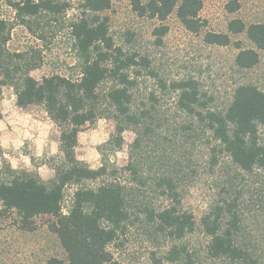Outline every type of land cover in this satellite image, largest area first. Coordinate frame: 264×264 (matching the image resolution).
Wrapping results in <instances>:
<instances>
[{"label":"rangeland","instance_id":"1","mask_svg":"<svg viewBox=\"0 0 264 264\" xmlns=\"http://www.w3.org/2000/svg\"><path fill=\"white\" fill-rule=\"evenodd\" d=\"M11 1L0 0V18L10 27L9 50H28V57L36 62L30 70L36 79L50 74H60L72 79L79 76L75 39L72 24L82 16L88 20L95 15L84 9V0H55L62 8L54 12L40 11L17 17L10 6ZM180 1V0H178ZM199 17L203 26L199 32L188 31L172 11L164 20L137 15L128 0H111L107 9L96 12L106 19L107 33L112 46L121 49L124 55H133L139 64L131 69L137 83L133 88L134 105L151 107L160 121L151 136L143 137L133 158L143 162L142 170L150 176L160 168L177 173L176 185L182 207L191 211L196 220L214 205L236 198L235 210L241 220L238 240L246 244L256 264H264V178L261 170L243 172L238 169L219 146L212 164L211 147L215 145L207 131L198 124L192 130H182L181 125L192 121L176 106L177 92L172 82L193 78L198 86L201 101L206 107L223 111L229 104L237 84L251 83L264 92V49H257L244 32L227 30L230 20L237 18L244 23L264 22V0H201ZM157 28H164L158 35ZM227 33L230 43L210 44L203 41L205 32ZM240 48H253L258 53V62L244 69L235 62ZM141 58L146 63H142ZM108 86L102 83L100 90ZM16 82L0 88V116L13 113L22 119L16 123L27 130L30 124L37 125L38 136L35 148L28 139L23 140L22 156L28 157L24 164L21 157L15 159L17 169L36 172L42 179L53 177L58 151L59 130L49 119L42 105L25 108L16 105ZM4 108L7 111H3ZM92 122L83 125L77 134L76 157L91 168L102 162L121 167L129 160V145L136 134L132 128L122 133L119 146L113 145L114 121L108 117L109 107L102 105ZM258 140L264 144V127L258 128ZM47 147V148H46ZM47 149V151H45ZM39 152V155L36 153ZM2 160L0 161L1 167ZM142 172V171H141ZM98 180H84L79 184H67L63 190L61 205L67 213L74 190L78 187L94 188ZM149 204L163 202L158 191H144ZM26 224L20 222L14 212L0 217V264H46L51 256L65 257L55 233L48 229V216L38 215ZM150 226V225H149ZM209 238L200 227L186 235L181 244L192 253L191 264H241L227 258H211L205 247ZM168 240L153 232L141 221L130 225L110 246L121 264H187L182 261L168 262L164 259ZM244 264H249L244 263Z\"/></svg>","mask_w":264,"mask_h":264},{"label":"trees","instance_id":"2","mask_svg":"<svg viewBox=\"0 0 264 264\" xmlns=\"http://www.w3.org/2000/svg\"><path fill=\"white\" fill-rule=\"evenodd\" d=\"M140 16L164 20L175 11L190 31L197 33L203 26L199 17L201 0H128ZM21 20L40 11L54 12L62 8L55 0H16L9 2ZM111 0H84L83 7L95 15L91 20L81 17L72 24L79 76L72 79L50 74L36 79L30 74L35 59L28 50H9L10 27L0 18V88L13 82L16 105H42L49 119L59 130L58 151L53 177L42 179L36 172L17 169L4 159L0 167V217L14 212L27 227L38 215L48 216V229L55 233L65 253L64 258L51 256L46 264H121L111 245L128 227L141 221L168 240L164 259L168 262L192 263V253L181 240L200 227L209 240L205 250L211 258H227L241 264H256L246 244L238 240L241 220L237 214L236 198L214 205L198 220L182 207L176 185V172L154 168L153 176L142 170L143 162L133 158L143 137L151 136L161 123L151 107L134 105L136 87L132 68L139 64L133 55H124L113 47L107 33L106 19L96 12L109 8ZM164 28H157L158 35ZM231 33L244 32L257 49H264V22L246 24L234 18L227 24ZM203 41L210 44L230 43L227 33L207 31ZM235 62L244 69L258 62L253 48H240ZM142 63H146L141 58ZM102 83L108 86L100 90ZM177 92L176 106L192 121L181 125L192 130L195 124L207 131L215 145L211 147L212 164L216 148L227 154L243 172L261 170L264 178V144L258 140V128L264 127V92L251 83L235 87L231 100L223 111L206 107L201 101L196 81L182 78L172 82ZM102 105L109 107L108 117L114 121L113 145L119 146L122 133L132 128L136 137L129 145V160L121 167L102 162L91 168L75 154L77 134L87 122H92ZM142 171V172H141ZM98 180L94 188L74 190L67 213L61 211L63 190L67 184ZM158 191L163 202L149 204L144 191ZM150 225V226H149Z\"/></svg>","mask_w":264,"mask_h":264},{"label":"crops","instance_id":"3","mask_svg":"<svg viewBox=\"0 0 264 264\" xmlns=\"http://www.w3.org/2000/svg\"><path fill=\"white\" fill-rule=\"evenodd\" d=\"M3 111L5 112L7 110L4 108ZM21 120L22 119L15 116L14 113L13 116L11 117L9 116V114L7 115L4 114L0 116V161L2 159L6 160V158L9 157L10 155L21 157L22 156L21 147L23 145V140L28 139L30 143L33 145V148H35L36 143L38 141V136L43 135L38 131L37 125H34L32 123L30 124L29 132L25 133V135L27 134L28 135L22 136V134L27 130L22 128L21 126L22 123L21 124L16 123L17 121H21ZM43 138L44 139L42 140V143L46 141L45 135H43ZM14 141L22 142L19 149H14V144H13ZM5 145H7V147H5ZM45 151H47V149H45Z\"/></svg>","mask_w":264,"mask_h":264},{"label":"clouds","instance_id":"4","mask_svg":"<svg viewBox=\"0 0 264 264\" xmlns=\"http://www.w3.org/2000/svg\"><path fill=\"white\" fill-rule=\"evenodd\" d=\"M21 143H22L21 141H14L13 142L14 149H19ZM5 147H7V145H5ZM36 154L39 155V152H37ZM21 159L23 160L25 165H27L29 163L28 157L22 156ZM10 163L12 164L13 167H16V165H17V161L15 159L10 160Z\"/></svg>","mask_w":264,"mask_h":264},{"label":"built area","instance_id":"5","mask_svg":"<svg viewBox=\"0 0 264 264\" xmlns=\"http://www.w3.org/2000/svg\"><path fill=\"white\" fill-rule=\"evenodd\" d=\"M61 211L66 212V208L63 205H61Z\"/></svg>","mask_w":264,"mask_h":264}]
</instances>
